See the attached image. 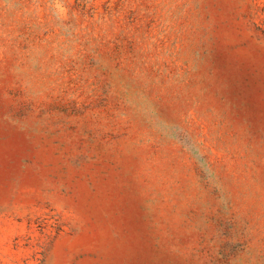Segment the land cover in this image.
Listing matches in <instances>:
<instances>
[{
  "label": "rangeland",
  "instance_id": "obj_1",
  "mask_svg": "<svg viewBox=\"0 0 264 264\" xmlns=\"http://www.w3.org/2000/svg\"><path fill=\"white\" fill-rule=\"evenodd\" d=\"M0 264H264V0H0Z\"/></svg>",
  "mask_w": 264,
  "mask_h": 264
}]
</instances>
